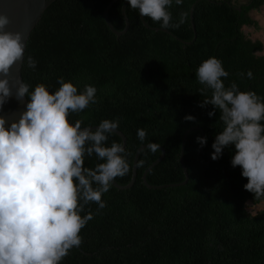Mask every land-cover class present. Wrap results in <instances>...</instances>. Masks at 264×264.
I'll list each match as a JSON object with an SVG mask.
<instances>
[{
	"label": "trees",
	"instance_id": "1",
	"mask_svg": "<svg viewBox=\"0 0 264 264\" xmlns=\"http://www.w3.org/2000/svg\"><path fill=\"white\" fill-rule=\"evenodd\" d=\"M113 0H56L44 11L25 49L21 77L30 86L45 84L50 92L59 88L60 77L79 90L85 84L97 88L98 103L84 112L71 113L69 121L82 120L93 127L105 119L119 118L126 138L131 171L116 183L126 186L136 167L134 184L127 190L114 187L102 197L107 206L85 207L94 218L81 230L82 244L71 249L61 264H264V210L251 213L248 206L264 201L245 190L242 169L233 167L234 146L213 160L212 144L222 130L220 113L210 117L212 105L201 107L211 90L196 79L198 66L216 57L229 73L226 86L235 82L241 91H254L264 98V44L247 37L243 27H258L253 18L264 0H183L168 9L173 23L180 14L187 18L178 28L162 29L159 23L131 9L128 0H117L107 13L115 35L104 19ZM157 29V31H156ZM32 57L37 66L27 65ZM251 71L253 78L247 73ZM243 73V75H241ZM28 102V97H26ZM195 121L185 120L186 116ZM144 129L141 143L138 129ZM205 137V146L197 142ZM184 139V150L182 142ZM122 142L109 137L108 144ZM157 143L161 156L145 150ZM181 159L188 181L185 180ZM95 156L85 158L94 167Z\"/></svg>",
	"mask_w": 264,
	"mask_h": 264
},
{
	"label": "clouds",
	"instance_id": "2",
	"mask_svg": "<svg viewBox=\"0 0 264 264\" xmlns=\"http://www.w3.org/2000/svg\"><path fill=\"white\" fill-rule=\"evenodd\" d=\"M182 5L183 0H174ZM131 9L141 17L159 23L162 29L178 28L187 18L180 14L173 23L168 10L173 0H128ZM9 15L0 11V111L14 96L26 110L10 125L0 115V264H61L74 247L82 244L81 230L94 218L85 207L107 204L102 198L118 177L131 171L126 147L122 142L107 143L118 134L119 118L102 120L93 127H82V120L69 121L71 113L84 112L98 103L97 88L85 84L83 90L72 81L60 77L59 88L50 92L41 83L30 91L21 78L15 85L10 80L13 67L24 63V33L9 30ZM27 65L35 69L37 62L28 57ZM196 79L211 97L200 105L213 106L210 117L220 113L223 128L215 136L211 158L218 160L225 148L234 146L231 164L242 169L247 179L245 190L256 200L264 198V98L254 91H241L235 82L226 86L229 73L216 57L204 60L196 70ZM243 75V73L241 74ZM249 79L253 73H247ZM185 120L195 121L186 116ZM143 142L147 133L137 130ZM201 147L207 139L197 137ZM157 143L145 145L155 153ZM95 156L94 167L85 166V158ZM143 160L136 167H142Z\"/></svg>",
	"mask_w": 264,
	"mask_h": 264
},
{
	"label": "water",
	"instance_id": "3",
	"mask_svg": "<svg viewBox=\"0 0 264 264\" xmlns=\"http://www.w3.org/2000/svg\"><path fill=\"white\" fill-rule=\"evenodd\" d=\"M54 1H56V0H0V11L7 13L12 20V23L9 25V30L19 31V32L24 33L25 44H27V41H28L33 29L35 28V26L37 25V23L41 19L44 11ZM116 2H117V0H113L106 7L105 12H104V19H105V22H106L108 28L115 35L119 36V35L124 34L128 30L129 24H128L127 18L125 17V12H124L125 6H126V3H125L123 8H122V14L125 18V24H126L125 29L122 32H117L110 25V23L107 19V13H108L109 9L112 7V5ZM141 20L143 21L142 17H141ZM143 24L145 27H147V24L144 23V21H143ZM156 31H157V29H156ZM21 69H22V63H19V62L12 69L10 80L12 81V83L14 85L16 83L17 78L22 79ZM26 104H27L26 97H25V100L23 102H20V101H17L15 99V97L13 96L3 106L2 111H0V115L4 116L8 120V124L10 125V123L13 120H18L20 117V114L26 110ZM96 127L97 126H93V130H95ZM116 135L118 137H120V139L122 140V143H124L126 146L125 136L120 131H118V134H116ZM142 149H143V147L139 148L135 154L134 164H133V174H132V178H131L130 183L126 186H119L116 182H114V185H113L114 188L122 191V190H127L133 186L134 180H135V175H136L137 158H138L139 152ZM160 150L162 151L161 156L148 168V170L151 169L154 165L160 163L162 161V159L164 158V151L161 148H160ZM183 150H184V139L182 142V152H183ZM181 164H182L183 172L185 175V180H184V182H182L179 185L151 187V186L147 185L145 175L143 176V182L150 189H162V188H166V187L183 186L188 181V173L186 172V169L184 167L182 159H181Z\"/></svg>",
	"mask_w": 264,
	"mask_h": 264
},
{
	"label": "rangeland",
	"instance_id": "4",
	"mask_svg": "<svg viewBox=\"0 0 264 264\" xmlns=\"http://www.w3.org/2000/svg\"><path fill=\"white\" fill-rule=\"evenodd\" d=\"M247 0H239L238 4H244ZM253 18L257 21L258 27H243V33L252 40H260L264 44V8L259 13H254ZM248 210L255 214L264 210V201L248 206Z\"/></svg>",
	"mask_w": 264,
	"mask_h": 264
}]
</instances>
